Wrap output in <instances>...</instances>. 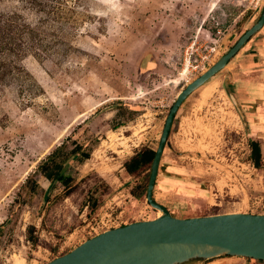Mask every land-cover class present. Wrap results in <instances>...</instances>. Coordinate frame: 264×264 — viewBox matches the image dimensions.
<instances>
[{"label": "rangeland", "instance_id": "374dc122", "mask_svg": "<svg viewBox=\"0 0 264 264\" xmlns=\"http://www.w3.org/2000/svg\"><path fill=\"white\" fill-rule=\"evenodd\" d=\"M83 4L75 16L68 13L78 22L72 30H47L60 40L52 51L21 61L36 82L33 91L22 80L0 84V264H46L107 229L157 217L146 195L132 193L148 175L129 176L125 161L158 146L178 93L264 8V0ZM20 7L0 0V11ZM225 70L177 113L162 162L185 172L188 190L156 196L174 216L264 213V164H254L250 146L254 138L264 147V126L249 121L246 130L223 84ZM59 162L78 183L68 195L45 175ZM200 264L264 261L219 256Z\"/></svg>", "mask_w": 264, "mask_h": 264}, {"label": "water", "instance_id": "95a60500", "mask_svg": "<svg viewBox=\"0 0 264 264\" xmlns=\"http://www.w3.org/2000/svg\"><path fill=\"white\" fill-rule=\"evenodd\" d=\"M264 26V8L250 26L213 65L187 83L167 114L152 162L146 198L162 211L150 220H136L100 232L46 264H200L219 256H243L264 261V213L226 212L177 217L155 197L157 178L180 108L190 95L221 72L252 36ZM246 130L250 125L234 84L224 82Z\"/></svg>", "mask_w": 264, "mask_h": 264}, {"label": "trees", "instance_id": "16d2710c", "mask_svg": "<svg viewBox=\"0 0 264 264\" xmlns=\"http://www.w3.org/2000/svg\"><path fill=\"white\" fill-rule=\"evenodd\" d=\"M16 1L21 6L19 9L0 11V84H6L15 79L22 80V88L33 91L36 82L32 80L31 74L21 64V61L30 53L42 55L52 51L56 42L60 40L59 38H52L50 40L47 30L53 27H59L61 29L65 26H68L72 30L78 22L76 18H72L68 13L75 16L78 13L77 9L80 6L84 7V0ZM25 11H29L35 16V19L27 16ZM54 30L56 32V29ZM250 146L254 164L261 167L264 164L261 142L251 138ZM78 149V146H76L72 150V153L76 154L79 151ZM156 149L157 147H143L125 161V169L129 176H139L143 173L148 175L146 184H138L136 186L138 187L136 189H139L137 191L138 193L135 192V188L132 190V193L138 197L147 195L151 167ZM58 150L59 148L57 147L51 152L50 156L56 155ZM63 169V164L59 162L49 168L45 172V175L51 180L61 181L65 186L64 193L68 195L76 189L78 183L72 184V177L66 175ZM96 207L97 204H93L92 210ZM29 231V239L36 244L38 238L34 236V226H30Z\"/></svg>", "mask_w": 264, "mask_h": 264}, {"label": "crops", "instance_id": "0c3cea01", "mask_svg": "<svg viewBox=\"0 0 264 264\" xmlns=\"http://www.w3.org/2000/svg\"><path fill=\"white\" fill-rule=\"evenodd\" d=\"M257 18L249 27L257 21ZM224 69L227 72L223 79V84L226 80L234 84L232 89L240 101L248 123L251 121L253 126H264V26L252 36ZM212 78L206 84L212 83ZM262 151L264 156L263 145ZM182 173L185 172L178 170L172 165L165 166L164 162L161 161L155 197L157 193L167 197L169 194L179 196L180 193L186 192L188 190L187 180L185 174ZM194 189L196 192H204L202 188L197 189L195 187ZM162 203L168 206L167 202L162 201Z\"/></svg>", "mask_w": 264, "mask_h": 264}, {"label": "bare ground", "instance_id": "6f19581e", "mask_svg": "<svg viewBox=\"0 0 264 264\" xmlns=\"http://www.w3.org/2000/svg\"><path fill=\"white\" fill-rule=\"evenodd\" d=\"M185 72H187V69L185 70ZM161 214H162V211L159 210V211H158V216H160Z\"/></svg>", "mask_w": 264, "mask_h": 264}, {"label": "flooded vegetation", "instance_id": "af4514ba", "mask_svg": "<svg viewBox=\"0 0 264 264\" xmlns=\"http://www.w3.org/2000/svg\"><path fill=\"white\" fill-rule=\"evenodd\" d=\"M263 11V10H262ZM256 34V33H255Z\"/></svg>", "mask_w": 264, "mask_h": 264}]
</instances>
